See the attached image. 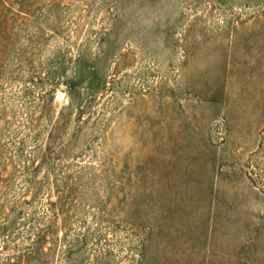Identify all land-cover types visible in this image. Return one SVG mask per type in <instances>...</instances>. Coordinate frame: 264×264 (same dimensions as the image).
Segmentation results:
<instances>
[{"label": "rangeland", "instance_id": "obj_1", "mask_svg": "<svg viewBox=\"0 0 264 264\" xmlns=\"http://www.w3.org/2000/svg\"><path fill=\"white\" fill-rule=\"evenodd\" d=\"M0 264H264V0H0Z\"/></svg>", "mask_w": 264, "mask_h": 264}]
</instances>
